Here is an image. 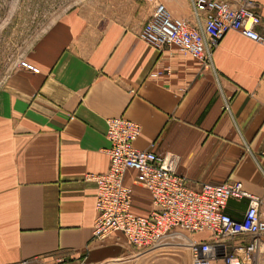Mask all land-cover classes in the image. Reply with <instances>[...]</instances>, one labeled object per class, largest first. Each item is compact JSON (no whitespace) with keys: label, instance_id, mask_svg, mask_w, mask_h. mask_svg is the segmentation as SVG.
Wrapping results in <instances>:
<instances>
[{"label":"crops","instance_id":"obj_1","mask_svg":"<svg viewBox=\"0 0 264 264\" xmlns=\"http://www.w3.org/2000/svg\"><path fill=\"white\" fill-rule=\"evenodd\" d=\"M42 35L0 90V264H180L169 237L150 249L122 232L93 237L97 182L108 169L106 119L140 123L135 145L172 157L193 187L241 180L264 211V39L229 30L212 66L140 33L158 2L192 17L191 0H84ZM262 15L264 0H255ZM133 211L152 194L130 168ZM248 198L229 199L242 217ZM201 233L199 237H209ZM181 248V249H180Z\"/></svg>","mask_w":264,"mask_h":264},{"label":"built area","instance_id":"obj_2","mask_svg":"<svg viewBox=\"0 0 264 264\" xmlns=\"http://www.w3.org/2000/svg\"><path fill=\"white\" fill-rule=\"evenodd\" d=\"M192 17H175L167 6L158 2L145 23L140 37L152 45L177 47L212 66L213 53L229 30H238L255 39L264 35L257 28L262 15L255 0H191ZM26 67H39L24 60ZM107 148L110 165L101 173L88 175L97 182L96 216L93 237L104 239L122 232L141 249H150L174 237L189 248V264H264V211L262 197L245 188L243 181L228 179L204 182L193 187L176 171L172 157L154 148L135 145L142 131L139 122L124 115L106 119ZM135 168L152 194L154 208L148 215L133 211V188L125 182L128 169ZM248 198L242 217L227 212L230 198ZM209 232V237H199ZM239 235H251L246 244L228 241ZM242 250V252H238ZM79 264H90L87 257Z\"/></svg>","mask_w":264,"mask_h":264},{"label":"rangeland","instance_id":"obj_3","mask_svg":"<svg viewBox=\"0 0 264 264\" xmlns=\"http://www.w3.org/2000/svg\"><path fill=\"white\" fill-rule=\"evenodd\" d=\"M82 3L84 0H0V90L22 62L28 60L49 27ZM251 239V235H239L228 241V249L233 251L234 244H246ZM184 251L178 252V260L180 264H189L190 254Z\"/></svg>","mask_w":264,"mask_h":264}]
</instances>
